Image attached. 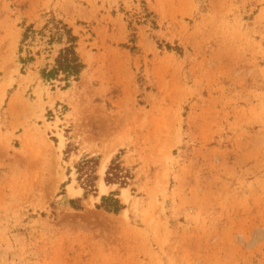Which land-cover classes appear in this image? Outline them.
I'll return each instance as SVG.
<instances>
[{
	"label": "rangeland",
	"instance_id": "1",
	"mask_svg": "<svg viewBox=\"0 0 264 264\" xmlns=\"http://www.w3.org/2000/svg\"><path fill=\"white\" fill-rule=\"evenodd\" d=\"M53 17L85 64L67 87L46 36L19 52ZM0 264H264V0H0Z\"/></svg>",
	"mask_w": 264,
	"mask_h": 264
},
{
	"label": "trees",
	"instance_id": "2",
	"mask_svg": "<svg viewBox=\"0 0 264 264\" xmlns=\"http://www.w3.org/2000/svg\"><path fill=\"white\" fill-rule=\"evenodd\" d=\"M142 3V13L133 14L129 17L128 25L129 28L133 30V33L130 35V42H133L135 39V28L132 26L139 24L140 22H145L152 13L147 10L146 6ZM37 34L46 36V45H58V49L53 58V63L47 65L40 70V77L45 81H50L57 79L59 75H62V80L65 81V87L69 85L70 79L76 80L80 73L85 68L78 51H77V42L78 37L73 33L71 27L64 23L60 19L51 18L46 21L41 29L36 30L32 24L24 26L21 33L19 52L21 53L24 45H28V40L30 38H35ZM133 48V47H130ZM28 52H30L28 50ZM31 53H28L26 57H19V60L24 63L32 59ZM117 161V162H116ZM91 163V164H89ZM96 165V160L94 158L83 159L76 169L79 173L84 175L85 184L82 186L84 189L83 198L90 191H94V185H91L90 180L92 174L95 170L93 169ZM120 163L118 162L117 156L112 158L111 163L106 171V181L113 178H125L126 175H120L122 172ZM83 198H70L67 199L69 206L73 209H82V199ZM96 208L102 209L107 213L117 214L123 208L124 205L121 203L120 199L117 197L115 192H110L108 195H102L100 197V202L96 204Z\"/></svg>",
	"mask_w": 264,
	"mask_h": 264
},
{
	"label": "bare ground",
	"instance_id": "3",
	"mask_svg": "<svg viewBox=\"0 0 264 264\" xmlns=\"http://www.w3.org/2000/svg\"><path fill=\"white\" fill-rule=\"evenodd\" d=\"M109 159H110V155L105 156V158L103 159V161H102V163H101V165L99 167L100 174H103V172L105 170V167H106V163L109 161ZM98 184H99L100 193H106L107 186L105 185L104 181L102 179H100L99 182H98ZM122 191H123V194H124L125 189L123 188ZM72 193H74V192H72Z\"/></svg>",
	"mask_w": 264,
	"mask_h": 264
}]
</instances>
